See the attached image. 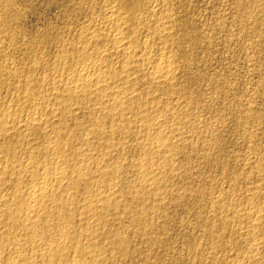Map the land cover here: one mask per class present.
<instances>
[{
  "label": "bare ground",
  "instance_id": "obj_1",
  "mask_svg": "<svg viewBox=\"0 0 264 264\" xmlns=\"http://www.w3.org/2000/svg\"><path fill=\"white\" fill-rule=\"evenodd\" d=\"M113 1L112 6H105L104 16L98 19V22L96 20L92 24L88 21L93 25L89 27L92 33L85 36L80 34L76 44L74 42V45H68L69 41L68 44L66 43L67 46H63L62 51L59 48L58 52L62 53L56 61H54L56 55L55 58L53 57V64L50 68L48 65V69H44L43 75L40 76L39 73L35 76L32 69L33 75L22 76L20 72L22 69L19 71L13 66L10 68L8 64V66L0 65V264H116V254L125 257L129 250L127 239L122 234L120 236L118 231L120 227L118 224H122L121 220L132 213L130 217L136 231L141 236H146L151 231V229L148 231L146 226L153 223L151 213L159 211L164 206L168 192L164 188L161 189L160 185L166 180V176L175 171L172 160L176 155V147L181 146L184 137L179 129L180 123H176L177 120L172 121L175 120L172 118L171 122L166 119L168 115L170 117L173 114L174 109H177L176 105L171 107V104V108L167 105L170 104L168 99H171V96L165 97L168 102L161 100L159 96L162 93L165 95L168 86L173 84L174 72H176L173 66L177 61L176 56L182 54L176 52L175 56L172 49L175 41L171 37L172 31H175V21L169 15H164V18L159 17L162 14L158 15L160 19L155 17L154 5L160 3L159 1H155L153 6L150 5L151 7H146L147 4L142 5L136 0ZM147 1L150 4L152 0ZM160 7L158 9L163 6ZM144 11H147L146 16L155 20L150 23L151 21L147 22L145 19L146 23H150L145 24L146 26L142 24L144 22L142 18L146 17H143ZM139 25L146 28L145 32H156L158 36L156 39L160 43L157 45L159 50H154L156 42H153V45L152 41L149 43L148 40L140 38L143 36H137ZM182 28L183 26L179 24V46L182 45ZM190 35L188 30L184 29L183 38L191 41ZM32 43V40H29L25 44L32 49ZM2 45L4 46V43ZM31 53L29 55H32ZM4 54L5 52H2V55ZM37 58L39 59L40 55ZM179 80L177 79L178 82ZM174 92L172 91V94ZM177 102L179 101L175 104ZM157 110L160 111L159 115L155 113ZM132 147L138 156L135 159L134 157L129 159ZM257 149L260 148L257 146ZM253 151L255 153V149ZM250 160L254 161V159ZM255 165L257 172L254 173H258L259 177L256 178L264 181V155H261L260 161H257L253 167ZM242 166L244 168L245 165ZM177 171L176 168L175 173ZM128 174H132L134 179L128 180ZM247 175L246 177L249 176ZM250 177H253V174ZM242 181L245 182L244 179ZM262 185L261 187L260 184L255 183L254 186L251 184L250 187L244 186L245 207L237 206L239 209L231 208L226 215L218 214L219 230L223 232L229 230L227 224L232 220L236 224L234 226L233 223L235 230H229L224 240L215 238L213 249L209 247L214 253L209 251L205 256V262L209 259L210 262L216 261L219 264H264V202L258 205L254 203L256 200H264V183ZM241 193L242 191L237 193L238 196ZM213 200L210 201L209 207L215 205L214 203H216L215 207H218L217 205L222 201V199H216L215 202ZM229 200L232 198L229 197ZM210 211L208 209V212ZM211 226L209 228H212ZM219 235L222 237L221 234ZM152 239L154 240V237ZM200 243L196 248L200 247ZM206 247L204 246L201 252ZM215 253L220 254L218 259L217 256L214 257ZM193 256L197 257V254Z\"/></svg>",
  "mask_w": 264,
  "mask_h": 264
},
{
  "label": "rangeland",
  "instance_id": "obj_2",
  "mask_svg": "<svg viewBox=\"0 0 264 264\" xmlns=\"http://www.w3.org/2000/svg\"><path fill=\"white\" fill-rule=\"evenodd\" d=\"M136 1L142 5L147 4L146 7H151L154 5L155 1H159L160 3L157 2V4L155 3L154 5L156 7L154 8L156 9V16H154L157 18L158 15L162 14L159 17L164 18V15H169L175 21V31H172L173 36L171 37V39H174L175 41L172 49L173 52H175V56L176 52L177 54L182 53L183 55L181 54V56H176L178 62L176 61V64H174L173 70L175 69L174 71H176L177 74H175L176 72H174L173 84H171L172 86L170 85V87L168 86L169 93L166 91V93L169 95H167L166 93H164L165 95H162V93L159 94V96H161V100H164L165 102L167 101V98L165 97L169 98L171 96V99H168L170 101V104L167 105L169 108L176 105L177 109H174L175 111L173 110V114H171L172 116L170 115L169 117L168 115V118L166 117V119H169V122H171L172 119H175L172 120L174 122H176L177 120L176 123H180L179 129L180 132H182V137H184L182 138L181 146L176 147V158H173V165L171 164L173 167H175V171L176 168L178 169V171L176 173L175 171H173L168 175L169 177L166 176V180H163V183L160 185L161 189L164 188L165 190H167L168 194L163 203V208L157 212L155 211L156 213H151L152 215H150V217L152 218L150 219L151 221H153V223L150 221L152 225L150 224L149 226H146L148 228L150 227L149 229L147 228L148 231H150L151 229L149 234H147L146 236H141L140 234H138V232L136 231V227L134 226L130 217L132 213H129L128 215H126L128 216L127 218L125 217L121 220L120 223L122 224H118V227L120 226L118 228L120 236L122 234L124 238L127 239V246L129 250L125 257L124 255L121 256L122 254H116V264H118V262L119 264H190L192 259L194 261H192L191 264H219V262L216 261L210 262L209 259H207V261L205 262V256H207L209 251L214 253V250L211 251V249H213V242L218 239L224 240L229 230H235V228H233V223L234 226H236V224L233 220L232 222L229 221L232 223V225L228 222L227 226H229V230H224V233L218 228V226L220 225V218L218 217V214L219 216L226 215L230 212L231 208L233 210L240 207L241 205L242 206L240 208L245 207L246 204H244V202H246V200L244 196L245 194L243 193L245 189L244 186L250 187V184L251 186H254L256 183V185L260 184V186L262 187V184L264 183V181L258 179V173H254L257 172L255 168L256 165L253 167V165L256 164L257 161H260L261 155H264V151H262V148L264 146V0H163L164 2L162 0H152L150 4L147 3V0ZM92 2L94 3L92 4ZM173 2L175 3V5ZM95 4L96 6L97 4L99 5L96 7L94 6ZM113 4V0H0V47H2L0 48V65H9L10 68H12L13 66V68L18 69L19 71L20 69H22L20 71L22 73V76H27L30 74H35V76H37L39 73V75L41 76L42 73L44 74V69H48V65L50 68L53 62L57 60L59 54L62 53L61 51L63 46H67L69 41L70 43L68 45H74V42L76 44L80 39V34L85 36L89 33H92V29L90 31L89 27L93 26L92 24L95 23L96 20V22H98V19H101L104 16L103 12H105L106 7L112 6ZM161 4L164 9H162L163 7L161 6ZM176 4H178V6ZM89 5H91V7ZM170 5L173 7H171ZM159 7L163 11L161 9H158ZM90 8H92V10H90ZM171 8H173L174 10H172ZM170 9L171 11H169ZM98 12L100 14H98ZM169 12H171V14H169ZM90 14L92 15V17ZM94 14H96V16ZM146 14L147 11H144L143 17H145ZM89 17L91 18L89 19ZM159 17L157 19H160ZM148 18L149 16L142 18V20H144L142 24L149 25L150 23H152V21H155L153 16L152 20L150 19L151 17L149 19ZM145 19H147V22H151L146 23ZM88 21H91L92 24L90 22L88 23ZM1 23L5 25H2ZM179 24L183 26V46L178 45V39L180 38V32L178 30ZM83 25L85 27H83ZM139 26L137 27L138 29L140 28L139 30L137 29V36H146L144 38H140L148 40L149 43L152 41L151 44L153 45L156 42V45H154L156 46L154 50H159L160 48H158L157 45H159L160 43L158 42L159 40L156 39L158 38L156 32H145L147 31L146 28L144 29L143 25L141 27ZM184 29H187L189 34H191V41L188 38H183ZM86 30L88 31L86 32ZM144 32L146 33V35ZM177 32H179V34ZM147 33H149L150 37H147L149 36ZM4 36L6 37V39ZM11 36L14 41L10 38ZM76 37H78L77 40ZM152 37H154L156 41ZM147 38L152 40H149ZM7 40L10 41L8 42ZM29 40H32L33 42V50L31 48H28V44H25ZM5 41H7L9 44ZM3 43L5 47L2 45ZM188 43L190 45H188ZM24 44L26 45V47ZM185 45H188L189 47ZM7 48L10 49L8 50ZM59 48L61 50L60 52H58ZM38 49L40 50V53L38 52ZM2 52H5V54L2 55ZM30 53L32 55L33 53L36 55H29ZM39 55L40 58L38 59L37 57H39ZM55 55L56 58L54 57ZM3 56L7 57L8 59H5V57ZM53 57L55 58L54 61ZM179 57L182 61L179 60ZM3 58L6 60V64ZM36 64L39 65H37V67H39L38 69L35 66ZM23 67H26L29 73L27 72V69ZM31 71L33 72V74ZM177 79H180L179 82L177 81ZM172 91L175 92L172 94ZM184 92H188V94ZM178 94H180V96ZM174 99L179 102L175 104L176 101H174ZM182 102L185 103V106ZM179 103L180 105H178ZM180 106H183L184 109ZM178 108H180V110ZM186 110L190 111L188 112ZM248 110L251 115L248 113ZM159 112L160 111L157 110V112L155 113H158L157 115H159ZM253 114L256 117H254ZM189 117L191 118V120ZM244 117L248 119H245ZM245 120L247 123L245 122ZM181 124L183 127L181 126ZM183 132H185L186 134L190 132V134L186 135ZM188 139H190V141H188ZM249 141L253 142L249 143ZM190 145H193L194 148ZM257 146L260 149H257ZM253 149H255V153L257 155L253 153ZM189 150H191V152ZM130 155L129 159H132L133 157L135 159L136 157H138L134 153L133 147L130 151ZM249 158L252 160L254 159V161H251ZM242 165H245L244 168ZM180 166H182V168ZM240 167H242L243 169ZM221 168L223 171L221 170ZM252 174L253 177H250L252 176ZM131 175L132 174H128V180L134 179ZM246 175L248 177H246ZM256 176L258 178H256ZM173 177L176 178L174 179ZM245 177L246 179L250 177L249 179H247L249 182L246 181ZM171 178L174 179V181H171ZM179 178L181 179L179 180ZM255 178L256 181H254ZM240 179H244L245 182ZM167 180L169 182H167ZM261 182L263 183L261 184ZM232 184L234 187L232 186ZM176 187L179 190H177ZM233 188L234 190H232ZM175 190L180 191V193H176ZM209 191L210 195H208ZM241 191L243 193H241L242 196L241 194L238 196ZM221 192L224 194L223 196ZM229 194L233 195L230 196ZM228 195L230 199L232 198V200H229ZM206 197H208V199H206ZM226 197L231 203L226 199ZM240 197H243L244 199ZM235 198L240 199L236 200ZM210 199H214L215 201L216 199H222V201L220 202L221 204L219 203L220 205H217L218 207H215L216 203H214L215 205H211L212 209H214L215 212L211 209V206L209 207L211 201ZM151 201L152 200L150 199V202ZM261 201L262 199L260 201L256 200V202L254 203L256 205L263 204L264 200L262 202ZM223 206L225 209H227L228 207L230 208L228 210H225ZM220 208H223V210H221ZM208 209L209 211H211L208 212ZM216 210L219 213L216 212ZM206 212L208 214H206ZM207 215L208 217H206ZM209 215L212 217H209ZM203 217L206 219H204ZM209 219L211 222L208 221ZM212 219L218 224L212 221ZM155 223L157 225H155ZM116 225L117 224H114V226ZM210 226L212 228H209ZM230 226H232L231 229ZM134 227L135 229H133ZM154 228H156V230ZM216 230H219L221 233H219V231L216 232ZM208 231L209 233H207ZM211 231L212 233H210ZM218 233L221 234L222 237H220ZM153 237L154 240L152 239ZM210 240L212 243L210 242ZM199 243L200 247L196 248ZM206 245L209 246L206 247ZM204 246L206 247L204 249L205 251L203 250V252H201ZM193 249H196V251H194ZM187 250L190 254L187 252ZM194 254H197V257H194ZM218 255L220 254L215 253L214 257L217 256L218 259ZM168 258L171 259L169 260ZM201 258H203V260ZM197 259L200 261L198 262Z\"/></svg>",
  "mask_w": 264,
  "mask_h": 264
}]
</instances>
